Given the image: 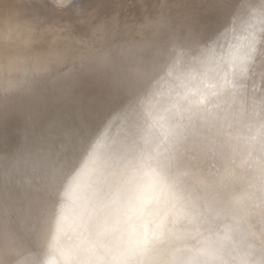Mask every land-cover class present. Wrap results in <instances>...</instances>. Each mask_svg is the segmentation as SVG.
Masks as SVG:
<instances>
[{
	"label": "bare ground",
	"instance_id": "1",
	"mask_svg": "<svg viewBox=\"0 0 264 264\" xmlns=\"http://www.w3.org/2000/svg\"><path fill=\"white\" fill-rule=\"evenodd\" d=\"M114 1L0 0V78ZM135 3L78 67L112 101L20 138L0 96V264H264V0Z\"/></svg>",
	"mask_w": 264,
	"mask_h": 264
},
{
	"label": "rangeland",
	"instance_id": "2",
	"mask_svg": "<svg viewBox=\"0 0 264 264\" xmlns=\"http://www.w3.org/2000/svg\"><path fill=\"white\" fill-rule=\"evenodd\" d=\"M135 1L115 0L91 28L78 30L76 34L69 30L66 25L68 23L59 22V18L64 14L50 15L51 20L43 25L45 30L56 32L58 27H66L61 29L63 36L59 39L60 42L56 41L53 35L42 38L45 40L41 39L43 41L41 51H37L35 47L26 49L18 60L21 63L17 67L18 71H15L16 74H11L14 71V68L11 69L12 66H6L3 69L6 71V74L4 73L6 76L0 78V96L4 105L2 115L8 122L12 134L21 138L24 135L22 133L30 132L34 123L47 112L69 115L77 110L81 100L89 107H95L103 99L112 101L114 93L110 83L107 82L108 79H104V75L99 74L97 70L83 72V69L78 67L94 55L92 50L95 48L96 36L93 37V33L89 31L100 23L111 27L122 17L130 16L135 9ZM71 3L72 1L67 3V7L64 5L55 8V12L58 14L63 10L71 9ZM53 25L57 29L52 30ZM38 43L39 41L34 45L37 46ZM69 47L71 49L65 51ZM12 62L14 60L10 59L5 64L10 65ZM72 67L74 68L68 70ZM67 72H74L79 78L76 91L71 96L69 85L71 77ZM56 76L61 79L60 84H62L58 90L55 89L56 83L53 80Z\"/></svg>",
	"mask_w": 264,
	"mask_h": 264
}]
</instances>
